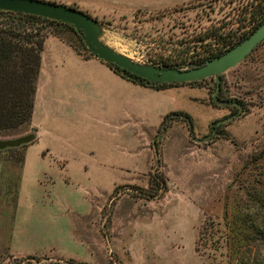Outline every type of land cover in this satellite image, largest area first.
<instances>
[{"label": "rangeland", "instance_id": "rangeland-1", "mask_svg": "<svg viewBox=\"0 0 264 264\" xmlns=\"http://www.w3.org/2000/svg\"><path fill=\"white\" fill-rule=\"evenodd\" d=\"M50 1L96 18L102 40L132 59L182 68L199 65L205 33L240 31L249 2ZM42 31L76 39L56 24ZM56 51L49 41L44 52ZM190 82L139 85L131 108L95 106L76 128L71 114L49 121L39 108L33 123L59 127L79 154L46 173L30 154L22 168L25 146L0 149V264H238L248 231L237 235L236 212L248 213V193L264 186V42L221 75L232 103L214 98L216 76ZM75 98L72 90L62 100L72 107ZM30 123L0 137L33 132ZM255 243L264 255V241Z\"/></svg>", "mask_w": 264, "mask_h": 264}, {"label": "trees", "instance_id": "trees-1", "mask_svg": "<svg viewBox=\"0 0 264 264\" xmlns=\"http://www.w3.org/2000/svg\"><path fill=\"white\" fill-rule=\"evenodd\" d=\"M247 6L248 10H245L243 18L239 21V26L242 24L241 27H238L241 28L240 31L238 29L223 31L219 27L201 37L202 41H208L205 43L207 44L205 45V54L198 58L199 64L229 50L250 35L264 21V0H249ZM46 23L56 24L73 32L76 36L75 41L68 40L59 33H56L55 36L67 42L84 58L97 57L87 47L75 26L70 23L36 14L0 9V135L12 133L22 125L29 124L32 119L42 65V53L49 36V33L42 31L45 29ZM247 25L250 27L244 30L243 28ZM104 62L125 79L142 86L163 89L181 84L179 82L151 81L118 65ZM214 77L208 78L214 79ZM206 79L194 80L190 83H197ZM224 95V83L221 82L218 97L224 99ZM21 146L25 145L22 144ZM14 148L18 147L5 149ZM261 159H264V155H261ZM24 161L25 153L23 152L22 166ZM248 194L253 207L250 205L248 213H244L245 211L236 212V222L239 224L236 229L237 235L238 229H242L244 232L243 226L248 231L244 232L243 235L247 248L242 253L239 250L238 264H264L262 251L257 252L253 248L257 240L264 241V186L260 191L255 190Z\"/></svg>", "mask_w": 264, "mask_h": 264}, {"label": "crops", "instance_id": "crops-1", "mask_svg": "<svg viewBox=\"0 0 264 264\" xmlns=\"http://www.w3.org/2000/svg\"><path fill=\"white\" fill-rule=\"evenodd\" d=\"M51 40L57 51L53 54H46L44 48V53H42L34 114L30 123V129L36 133V137L24 147L25 161L22 166L24 168L27 165L30 154L38 160L42 167L41 170L44 168L43 171H46V173L54 171V166L59 165L60 161H66L68 164L69 161L66 160V157H69V154H79V152L75 151V147H72V151L70 150V137L66 134L59 136L62 133L59 127L52 125L48 129L42 122L40 125L33 123V118L38 113L39 108L42 115L49 121L52 118L58 119L60 117L63 119L65 113L71 114L69 116L72 120L75 118L79 120L75 124L76 128L77 125L82 124L86 117L93 114L95 106L104 108L111 114H115V111H123V102L127 104L125 109L131 108V105L137 102L138 86L140 85L125 79L98 57L84 58L59 37L49 36L45 46ZM45 60L49 62L48 68L44 67ZM72 90L75 91L76 98L72 103L73 106L70 107L71 101L62 99ZM41 91L43 93L46 91L47 95L45 96L51 98V101L47 104V106L50 105L49 108L43 104L39 105L38 96ZM43 116L40 121H43ZM1 164L2 159L0 158V170L2 171L3 165ZM1 176L2 172L0 173ZM20 191L19 204L22 202L24 195H22L21 189ZM49 196L50 200L53 201V194L50 193Z\"/></svg>", "mask_w": 264, "mask_h": 264}, {"label": "water", "instance_id": "water-1", "mask_svg": "<svg viewBox=\"0 0 264 264\" xmlns=\"http://www.w3.org/2000/svg\"><path fill=\"white\" fill-rule=\"evenodd\" d=\"M0 9L20 11L60 20L75 26L83 36L88 48L98 58L118 65L132 73L155 82L182 83L216 76L217 88L214 98L222 103H232L218 97L221 89V75L237 66L258 45L264 41V21L246 38L229 50L206 60L204 63L188 68L156 66L138 62L128 55L109 46L102 40L103 29L100 22L90 14L63 3L50 0H0ZM240 109L241 104H238ZM233 117V116H232ZM228 117L222 121L230 119ZM36 133L30 132L11 138L0 137V149L20 146L33 141Z\"/></svg>", "mask_w": 264, "mask_h": 264}]
</instances>
